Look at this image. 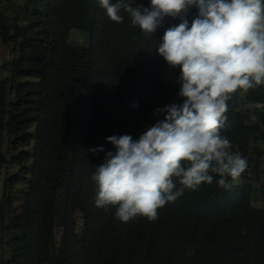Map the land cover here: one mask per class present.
Returning <instances> with one entry per match:
<instances>
[{
    "label": "trees",
    "instance_id": "obj_1",
    "mask_svg": "<svg viewBox=\"0 0 264 264\" xmlns=\"http://www.w3.org/2000/svg\"><path fill=\"white\" fill-rule=\"evenodd\" d=\"M121 14L123 23L112 22L99 0H23L12 15L0 13L1 41L10 48L0 81L6 264H264V167L249 155L264 140V84L226 102L220 134L248 161L239 181L220 186L217 176L185 190L151 222L124 223L114 207L95 206L91 177L115 151L106 137L136 138L162 118L156 108L182 103L180 70L157 51L179 19L166 18L145 37ZM195 15L193 8L189 22ZM75 29L89 41L73 47ZM99 146L105 151H88Z\"/></svg>",
    "mask_w": 264,
    "mask_h": 264
},
{
    "label": "clouds",
    "instance_id": "obj_2",
    "mask_svg": "<svg viewBox=\"0 0 264 264\" xmlns=\"http://www.w3.org/2000/svg\"><path fill=\"white\" fill-rule=\"evenodd\" d=\"M108 18L153 36L166 18L179 23L166 28L158 54L179 68L180 104L156 108L162 117L138 137H106L107 151L95 167V206L127 223L138 217L158 219V209L175 202L185 190L202 184L227 186L248 167L230 140L220 134L230 94L264 84V0H99ZM196 15L189 22L192 9ZM137 37H133L136 39ZM93 155L103 146L88 149ZM177 183L180 187H177ZM194 249L187 256L194 255Z\"/></svg>",
    "mask_w": 264,
    "mask_h": 264
},
{
    "label": "rangeland",
    "instance_id": "obj_3",
    "mask_svg": "<svg viewBox=\"0 0 264 264\" xmlns=\"http://www.w3.org/2000/svg\"><path fill=\"white\" fill-rule=\"evenodd\" d=\"M23 0H0V13H5L7 15H12L13 9H16L19 4L22 3ZM89 34L80 32L78 29H75L72 31L71 34V44L74 47L77 43H86L89 41ZM10 59V48L2 43L1 37H0V81L4 79L7 76V71L5 68V63ZM262 105L255 104L252 107H261ZM255 119V117H253ZM255 143V142H253ZM256 147L253 149L249 155L250 158L253 160V163H255V158L258 156L259 160L262 163V167H264V140L261 139L258 142L254 144ZM260 151H262V155H260ZM5 172V169L3 170V173ZM240 178L237 180L239 181ZM256 205H260L261 202L259 200H254ZM8 255L5 249L0 248V264H6V259Z\"/></svg>",
    "mask_w": 264,
    "mask_h": 264
},
{
    "label": "built area",
    "instance_id": "obj_4",
    "mask_svg": "<svg viewBox=\"0 0 264 264\" xmlns=\"http://www.w3.org/2000/svg\"><path fill=\"white\" fill-rule=\"evenodd\" d=\"M257 105H259V104H257Z\"/></svg>",
    "mask_w": 264,
    "mask_h": 264
}]
</instances>
